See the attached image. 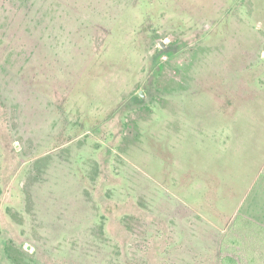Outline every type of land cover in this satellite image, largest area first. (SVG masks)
Segmentation results:
<instances>
[{
	"label": "rangeland",
	"instance_id": "374dc122",
	"mask_svg": "<svg viewBox=\"0 0 264 264\" xmlns=\"http://www.w3.org/2000/svg\"><path fill=\"white\" fill-rule=\"evenodd\" d=\"M246 219L264 0H0V264H264Z\"/></svg>",
	"mask_w": 264,
	"mask_h": 264
},
{
	"label": "trees",
	"instance_id": "16d2710c",
	"mask_svg": "<svg viewBox=\"0 0 264 264\" xmlns=\"http://www.w3.org/2000/svg\"><path fill=\"white\" fill-rule=\"evenodd\" d=\"M241 220H245V217H243L242 215L238 216L235 220L234 226L232 227L235 228V226H241L240 225V221ZM248 222L252 223L253 225H255L257 228L259 229H264L262 226H260L258 223H254L248 219H246ZM239 241L238 239H233V242ZM224 245L222 244V250H223ZM240 260L233 254H226L224 256L221 257V262L220 264H240Z\"/></svg>",
	"mask_w": 264,
	"mask_h": 264
}]
</instances>
